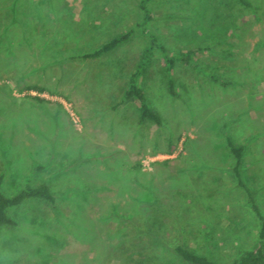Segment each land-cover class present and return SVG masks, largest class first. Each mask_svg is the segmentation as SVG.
Segmentation results:
<instances>
[{
    "label": "rangeland",
    "instance_id": "1",
    "mask_svg": "<svg viewBox=\"0 0 264 264\" xmlns=\"http://www.w3.org/2000/svg\"><path fill=\"white\" fill-rule=\"evenodd\" d=\"M137 1L0 0L1 191L45 182L55 196L8 211L0 264H185L160 241L172 237L219 263L264 248L225 143L244 147L242 179L264 219V0H149L146 29L171 54L204 49L195 60L219 80L176 67L173 97L155 69L144 91L160 126L119 104L147 44L138 30L80 58L133 28ZM147 217L149 237L118 244Z\"/></svg>",
    "mask_w": 264,
    "mask_h": 264
},
{
    "label": "trees",
    "instance_id": "2",
    "mask_svg": "<svg viewBox=\"0 0 264 264\" xmlns=\"http://www.w3.org/2000/svg\"><path fill=\"white\" fill-rule=\"evenodd\" d=\"M238 1L246 5L243 0ZM148 2L149 0L137 1L136 6L141 12V20L136 23L133 28L116 35L109 41L102 43L97 49L81 55L80 58L89 60L111 53L119 46L127 43L136 30H138L139 33L147 39V44L139 52L136 63L125 78L119 104L132 103L135 105L137 123L139 125L150 123L160 126L162 123L161 117L157 111L150 107L147 100V94L144 91L145 82L147 81L150 73H152L155 69L158 70L159 75L163 79L168 94L173 97L176 96L173 89V74L176 67H183L187 70H191L193 73H203L209 80L211 79L217 82H219V80L217 79L218 77L209 72L207 68L199 66L195 60L197 54L204 49L187 48L171 54L168 49L159 42L158 37L146 29L147 24L152 20V15L147 8ZM155 55H157L160 60V64L157 67L154 65ZM27 89L38 92L42 91V89L37 86H28ZM119 104L113 106L112 109H115L119 106ZM225 143L234 158L232 168L234 180L237 186L247 195V203L259 222L258 237L262 239L264 238V219L260 215L259 209L255 203L252 190L246 186L242 179V173L240 170L244 147L234 145L229 138H225ZM2 180L3 176L0 174V229L2 227H13L16 225V222L8 216V211L12 208L21 206L27 201H43L50 206L54 205L55 196L51 192L50 186L45 182L36 186L25 185L21 190L17 191L13 195L6 196L1 191ZM184 206L182 205L179 207V211L177 212L178 214L181 215L184 213ZM149 217H151L152 220L156 219V210H154ZM149 217H147L139 227L134 225L130 235L126 237V234H124L118 244H126L129 240L139 237L140 235H146L149 237L150 233H152L151 228L154 229L156 226L155 223L153 224L151 222ZM159 228L162 231L164 230L163 226ZM160 241L169 249L174 257L185 264H264V248L262 247H258L253 250H244L233 259L224 263H219L205 255L194 252L187 245H185L184 238L181 240H177L175 237L167 240L160 238Z\"/></svg>",
    "mask_w": 264,
    "mask_h": 264
}]
</instances>
